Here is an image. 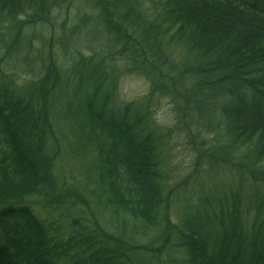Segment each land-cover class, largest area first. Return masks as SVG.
<instances>
[{"label":"trees","instance_id":"obj_1","mask_svg":"<svg viewBox=\"0 0 264 264\" xmlns=\"http://www.w3.org/2000/svg\"><path fill=\"white\" fill-rule=\"evenodd\" d=\"M58 1L0 0V53L26 52V32L51 25ZM87 2L101 22L84 14L81 29L105 30L102 48L75 49L66 64L41 55L40 73L22 82L0 67V264H264V0ZM74 30H61L62 49ZM134 69L149 74L150 94L171 98L172 128L196 156L176 186L170 130L149 95H117L121 71ZM65 101L83 114L81 144L63 136L86 168L78 183L63 182L58 163ZM203 163L233 185L196 182ZM190 178L174 221L169 203ZM34 201L61 209V223Z\"/></svg>","mask_w":264,"mask_h":264},{"label":"rangeland","instance_id":"obj_2","mask_svg":"<svg viewBox=\"0 0 264 264\" xmlns=\"http://www.w3.org/2000/svg\"><path fill=\"white\" fill-rule=\"evenodd\" d=\"M88 5L89 3L87 2V0H68L66 2H61V0H59L55 5V9L53 10L54 14L52 15V24H42L39 22L32 25L33 27H31V29H28L29 33L26 32L27 37L31 39L30 43L27 44V51L23 52V50H20L17 53H9V51L4 50L5 52L0 53V67H2L5 72H13L14 74L18 75L17 82H22L24 80H29L37 77L35 75L40 73L42 68L39 67H41L42 58H44L45 56H49L52 61H62L64 62L63 64H66L71 58L70 52L72 51L73 53L75 49H80L83 52V50L86 51L87 47H90V49L102 48L103 45H105L103 40L107 37V33L105 30L104 32H102L100 28L93 29L92 26H90L89 30L86 31H84V29H81V26L84 23L79 20H81V17L84 16V14L89 17L88 20L85 21V23H89L91 21V23H95L96 21L101 22V20H99L98 18L99 12L95 9H90L91 11L89 12L87 10ZM61 24L63 25V27H61ZM70 27L75 28V30L72 31L73 34H70V42L68 43V48L62 49L61 30ZM42 36L47 37L48 43H45L46 46H43V44H41L42 40L40 37ZM39 51H41V53H37ZM43 51H45V53ZM128 54L124 55V57H120L121 53L115 54V61L120 64L122 61L120 59L125 58L126 61L127 59L130 60V58H126ZM25 55H27V63L25 67L22 68L21 60L24 61L23 58ZM121 73V76L116 83L117 95L119 99L121 101H140L145 99V97L149 95L147 102L151 108V113L154 121L161 127L170 130L171 148L167 150L166 154V159H168V161L166 162L168 164V168L166 164V172L168 173V176H170L168 179L170 183L169 185L176 186L177 183L181 182V180L187 177V174L193 171L196 156L194 155L193 150H191V148L188 147L186 143H184V132L179 131L180 129L176 127V122H174L176 120L175 112H172L174 111L175 104L171 101V98H169L167 96L168 94H166L165 92H162L163 95L155 91L150 94L152 91V85L147 78V75L149 74L146 73V75L141 71H137L135 69L124 72L121 71ZM66 101L65 104L62 103V105H64L62 106L61 126L59 127V133L61 135V141L59 142V146L61 148V158L58 163L61 166V170L58 166V163H56L55 170L57 172H59L58 170H60L61 173L65 176L62 180L63 182L67 181L68 183H78L82 178L79 170H81V172H86V168H83V165H81L80 167L78 165L79 163H76L77 156H74L71 153L70 149H68L69 146L64 142V140L66 138L69 145L71 144L73 146L76 143H78L79 145L81 144V141L77 138L81 134L83 114L82 111L79 112L78 110L79 114L76 115L77 108L76 104H74L75 102L71 101L69 104H66ZM174 123L175 127L179 130L172 128ZM74 136H77V138ZM213 170L214 167L210 168L209 166H205L204 163L203 165L200 164L197 170L198 172L196 174L198 177L195 178V181L200 182L202 179L203 184H205L208 180L210 181V183H214L216 185L217 183L220 185V183L222 182H224V184L228 183V185H233V177L229 175V173L227 175L223 171L217 172ZM186 182L185 185L180 184L182 188L176 190L173 198H171L172 201L169 203L170 205L168 207V213H170L169 216L174 221H176L180 215L179 210L182 207V205L180 204L182 200L180 198H183L184 200L186 198L188 200V196L185 190L194 186L193 179L190 178ZM93 186L94 184L92 185V187ZM194 200H196V198H194ZM32 204L34 211L40 214V216L45 220H60L61 223V209L58 208L56 211L50 212L49 208H56V206L44 207V209L42 210L41 203L34 201ZM143 231L144 230L141 229L137 237ZM155 234H157L155 230L150 231L149 233H147V236L145 238L148 239Z\"/></svg>","mask_w":264,"mask_h":264}]
</instances>
